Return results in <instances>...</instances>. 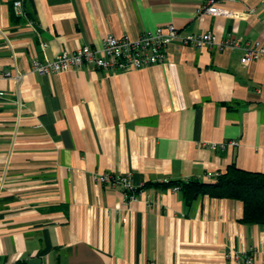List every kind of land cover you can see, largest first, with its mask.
I'll list each match as a JSON object with an SVG mask.
<instances>
[{
    "label": "crops",
    "instance_id": "obj_1",
    "mask_svg": "<svg viewBox=\"0 0 264 264\" xmlns=\"http://www.w3.org/2000/svg\"><path fill=\"white\" fill-rule=\"evenodd\" d=\"M13 1L0 0V262L264 264V224L243 221L240 200L187 203L159 182L230 163L264 172V55L244 64L241 47L174 41L136 69L31 68L167 23L264 44V0H221L232 17L200 13L205 0H21V15ZM104 172L131 173L136 199L93 176Z\"/></svg>",
    "mask_w": 264,
    "mask_h": 264
},
{
    "label": "built area",
    "instance_id": "obj_2",
    "mask_svg": "<svg viewBox=\"0 0 264 264\" xmlns=\"http://www.w3.org/2000/svg\"><path fill=\"white\" fill-rule=\"evenodd\" d=\"M220 1L205 0L199 8V12L232 17L234 15L233 11L220 6ZM12 4L15 13L21 15V0H14ZM174 41L192 46L215 45L216 48L221 50L241 47L243 53L240 61L244 64L264 55V44H260L258 41L249 42L237 36H228L225 39L217 40L215 34L209 30L200 33L188 32L180 34L179 29L172 23H167L153 30L142 31L134 37L127 34L121 36L109 34L104 37L99 47L83 44L72 51H60L52 60L43 61L39 57L33 56L31 58V68L40 75L79 68H101L106 71L136 69L164 61L167 57V47ZM46 46L47 43L41 42L42 48ZM3 75L6 77L9 76V72L6 71ZM21 77V73H16L12 78L15 82H18ZM4 94L3 91H0V97L4 96ZM17 102L20 104L19 100ZM235 143V140H230L227 143H220L219 146L224 147L226 144L233 145ZM211 147L214 148L215 145L213 144ZM219 175H221V171L217 170L206 171L204 176L206 180H213ZM93 176L100 183L110 186H120L124 200L130 201L136 199L139 187L133 184L131 173L104 172ZM159 182L169 184L174 191L180 189L178 184H171L166 177L159 179ZM226 255L228 256V253ZM234 258L237 259L238 264H255L252 253H245L243 256L235 253ZM0 264H26V261L19 262L17 260H11L0 262ZM150 264L155 263L150 262Z\"/></svg>",
    "mask_w": 264,
    "mask_h": 264
},
{
    "label": "trees",
    "instance_id": "obj_3",
    "mask_svg": "<svg viewBox=\"0 0 264 264\" xmlns=\"http://www.w3.org/2000/svg\"><path fill=\"white\" fill-rule=\"evenodd\" d=\"M170 183L180 186L187 203L201 194L240 200L243 203L242 220L264 224V172L241 169L230 163L213 180L189 178Z\"/></svg>",
    "mask_w": 264,
    "mask_h": 264
},
{
    "label": "water",
    "instance_id": "obj_4",
    "mask_svg": "<svg viewBox=\"0 0 264 264\" xmlns=\"http://www.w3.org/2000/svg\"><path fill=\"white\" fill-rule=\"evenodd\" d=\"M31 263H37V262H40V259L39 258H32L30 260Z\"/></svg>",
    "mask_w": 264,
    "mask_h": 264
}]
</instances>
